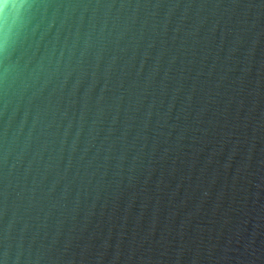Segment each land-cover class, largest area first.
Instances as JSON below:
<instances>
[{"label": "clouds", "instance_id": "obj_1", "mask_svg": "<svg viewBox=\"0 0 264 264\" xmlns=\"http://www.w3.org/2000/svg\"><path fill=\"white\" fill-rule=\"evenodd\" d=\"M236 7L0 0V264H79L71 221L192 109Z\"/></svg>", "mask_w": 264, "mask_h": 264}, {"label": "water", "instance_id": "obj_2", "mask_svg": "<svg viewBox=\"0 0 264 264\" xmlns=\"http://www.w3.org/2000/svg\"><path fill=\"white\" fill-rule=\"evenodd\" d=\"M235 2L232 34L209 54L192 109L68 226L79 264H244L264 254V7Z\"/></svg>", "mask_w": 264, "mask_h": 264}]
</instances>
